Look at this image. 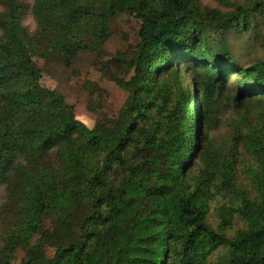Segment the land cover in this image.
<instances>
[{
  "label": "trees",
  "instance_id": "16d2710c",
  "mask_svg": "<svg viewBox=\"0 0 264 264\" xmlns=\"http://www.w3.org/2000/svg\"><path fill=\"white\" fill-rule=\"evenodd\" d=\"M202 1L31 0L30 33L25 3L0 0V264H207L215 251L214 264H264V60L243 64L228 39L262 32L264 0ZM122 13L144 24L122 58L127 97L88 128L30 58L98 54ZM221 193L236 203L213 227Z\"/></svg>",
  "mask_w": 264,
  "mask_h": 264
},
{
  "label": "rangeland",
  "instance_id": "374dc122",
  "mask_svg": "<svg viewBox=\"0 0 264 264\" xmlns=\"http://www.w3.org/2000/svg\"><path fill=\"white\" fill-rule=\"evenodd\" d=\"M25 3L27 10L22 16L24 27L33 33L35 23L29 12L31 0H20ZM230 3L240 4L244 0H227ZM202 4L221 11L228 10L216 0H205ZM143 22L134 15L128 13L119 14L109 25L110 37L98 54L87 52L78 53L70 67L63 66L58 61L45 62L31 57V61L40 71V85L53 90L61 95L67 104L75 109L76 119L92 128L96 124L110 125L116 119L117 113L127 97L126 92L119 84L131 74L129 66L122 62V58H131L140 42L139 31ZM236 45L235 53L241 58L243 64H252L264 60V28L259 33H244L236 37L228 38ZM240 78V76H236ZM190 94V89L188 91ZM227 128L215 133L218 143L227 142L225 136ZM221 137V138H220ZM237 184L240 190L246 191L248 196L252 194L254 186V174L257 171L256 163L249 157H244L238 166ZM236 200L224 193L218 194L213 201L208 222L216 227L215 215L222 206L229 207ZM242 227V223L236 219L230 229L226 231L230 236ZM52 252L46 251L44 256L49 260ZM223 251L213 252L207 259V264H214L221 258ZM18 257L22 252H18ZM16 257L12 264L18 262Z\"/></svg>",
  "mask_w": 264,
  "mask_h": 264
}]
</instances>
